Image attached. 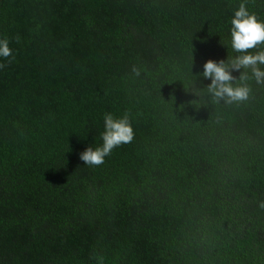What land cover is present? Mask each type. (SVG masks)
<instances>
[{
	"label": "trees",
	"instance_id": "obj_1",
	"mask_svg": "<svg viewBox=\"0 0 264 264\" xmlns=\"http://www.w3.org/2000/svg\"><path fill=\"white\" fill-rule=\"evenodd\" d=\"M241 2L0 0V264H264V84L202 75ZM106 112L135 138L88 167Z\"/></svg>",
	"mask_w": 264,
	"mask_h": 264
},
{
	"label": "clouds",
	"instance_id": "obj_2",
	"mask_svg": "<svg viewBox=\"0 0 264 264\" xmlns=\"http://www.w3.org/2000/svg\"><path fill=\"white\" fill-rule=\"evenodd\" d=\"M230 32L231 47L239 55L234 58L229 57L226 61L209 60L203 65V77L211 80L207 90L216 103L223 101L225 104H232L248 100L252 91L246 83L250 79L249 70L251 78H254L256 83L264 84V69L260 67V65H264V49L255 53L251 52V50L264 45V21L258 20L255 13L249 11L248 0H242L234 12ZM9 44L8 38L0 39V57L6 60L12 57V49ZM5 66V64H0V69ZM241 69L244 71L239 77L240 83L234 84L236 78L231 73ZM133 72L139 75L138 69L133 68ZM103 121L104 131L100 137L102 144L97 147H88L79 157L88 167L104 165L106 158L110 157L115 149L131 143L135 138L128 113L116 117L112 113L106 112ZM259 206L264 208V202H260ZM95 258L98 260V264H104L102 256Z\"/></svg>",
	"mask_w": 264,
	"mask_h": 264
}]
</instances>
